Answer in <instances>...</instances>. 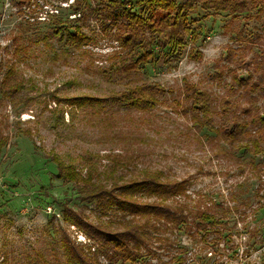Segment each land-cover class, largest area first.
Listing matches in <instances>:
<instances>
[{
	"label": "rangeland",
	"instance_id": "rangeland-1",
	"mask_svg": "<svg viewBox=\"0 0 264 264\" xmlns=\"http://www.w3.org/2000/svg\"><path fill=\"white\" fill-rule=\"evenodd\" d=\"M77 1L78 12L74 0H0V80L14 63L25 83L0 105V137H7L0 154V264H71L59 240L65 232L96 248L63 221L66 205L93 222L123 217L114 204L104 206L59 178L52 154L83 176L91 170L109 182L114 159L115 177L148 169L162 171L165 181H184L186 192L165 202L186 220L148 227L134 264H264V6L231 0L237 4L231 11L216 0H178L196 6L183 56L126 75L121 65L156 35L123 45L125 20L114 19L108 0ZM75 16L91 37L80 48L56 33ZM136 85L153 88L154 106L114 98ZM83 95L82 105L66 100Z\"/></svg>",
	"mask_w": 264,
	"mask_h": 264
},
{
	"label": "trees",
	"instance_id": "trees-1",
	"mask_svg": "<svg viewBox=\"0 0 264 264\" xmlns=\"http://www.w3.org/2000/svg\"><path fill=\"white\" fill-rule=\"evenodd\" d=\"M130 1H134V5L129 4ZM254 1L259 4L260 8L264 6V0ZM108 2V5L114 8L112 14L114 19L124 18L125 20L118 33V40L123 45L143 42L142 37L146 33L156 35L153 37L155 40L151 46L144 47L138 58L121 65V70L126 75L139 72L150 62H159L160 59H164V62L168 64L180 60L187 46L185 35L191 30L189 16L195 10V1L187 3L178 0H108ZM255 2L253 3L255 4ZM214 5L222 9H231V11L237 9V4L232 3L231 0H216ZM70 6L77 12L80 10L77 0H74ZM79 17L75 16L69 24L56 31L65 39L66 44L78 48L88 45L91 41V37L83 31L82 25L75 23ZM57 22L63 23L64 21L57 19ZM155 44L158 46V51L154 47ZM16 74V65L12 63L2 75L0 105L5 99L13 98L24 89L25 83ZM154 93L153 88L149 92L146 87L136 85L114 98L124 100L131 107L147 108L154 106L157 102ZM87 99L88 97L84 95L66 98L68 102L78 101L79 105L87 102ZM194 99L195 101L200 100L199 96ZM237 124L239 123L234 122L235 129L231 132L236 130ZM227 136L235 138L232 133ZM6 144L7 137H0V154ZM240 148L250 151V147L247 145H240ZM51 159L56 164L59 178L78 183L80 189L89 198L99 199L104 206L114 204L119 211L123 212V217L119 220L114 219L105 221V223L104 221L93 222L85 213L77 212L66 205L62 209L63 221L77 227L90 240L97 243V247L92 250V247L87 243L75 242L65 232L59 240L63 247V255L71 264H105L100 262V256L106 259V264H125L127 262L134 264L140 248L150 233L148 227L152 226L157 229L156 224L179 223L186 220L185 216L179 214L181 209H173L165 202L171 196H178L186 192L184 181H165L163 172L160 170L144 169L138 175L115 177L119 167L117 164L120 162H116L117 160L114 159L113 168L108 173L113 176L109 182L96 178L91 170H88L85 176L81 175L74 163L65 161L58 154H52ZM139 194H144L148 199L153 197V199L142 203L138 199ZM197 213L203 219V211ZM139 220H143V222Z\"/></svg>",
	"mask_w": 264,
	"mask_h": 264
},
{
	"label": "built area",
	"instance_id": "built-area-1",
	"mask_svg": "<svg viewBox=\"0 0 264 264\" xmlns=\"http://www.w3.org/2000/svg\"><path fill=\"white\" fill-rule=\"evenodd\" d=\"M54 13V12H53ZM44 20H45V18H44ZM75 228V227H74ZM79 239L81 240V241H84L85 240V238L84 237H82L81 235L79 236Z\"/></svg>",
	"mask_w": 264,
	"mask_h": 264
}]
</instances>
